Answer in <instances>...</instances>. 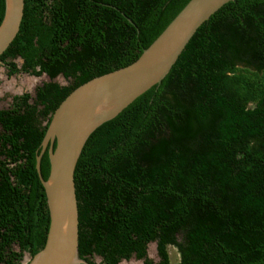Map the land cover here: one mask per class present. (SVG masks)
Returning a JSON list of instances; mask_svg holds the SVG:
<instances>
[{"label":"trees","instance_id":"1","mask_svg":"<svg viewBox=\"0 0 264 264\" xmlns=\"http://www.w3.org/2000/svg\"><path fill=\"white\" fill-rule=\"evenodd\" d=\"M188 1L23 0L0 66L48 81L0 109V264L44 245L40 152L58 104L135 61ZM73 187L83 264H170L168 247L176 264H264V0L209 16L158 84L89 134Z\"/></svg>","mask_w":264,"mask_h":264},{"label":"water","instance_id":"2","mask_svg":"<svg viewBox=\"0 0 264 264\" xmlns=\"http://www.w3.org/2000/svg\"><path fill=\"white\" fill-rule=\"evenodd\" d=\"M3 1L0 55L17 32L23 7V0ZM229 1L232 0H189L135 61L79 85L58 104L40 152L49 144L48 177L46 180L39 177L48 210V228L43 247L27 264H83L76 249L73 170L85 140L100 124L114 118L136 97L158 84L195 30ZM38 163L36 156L37 173Z\"/></svg>","mask_w":264,"mask_h":264},{"label":"rangeland","instance_id":"3","mask_svg":"<svg viewBox=\"0 0 264 264\" xmlns=\"http://www.w3.org/2000/svg\"><path fill=\"white\" fill-rule=\"evenodd\" d=\"M15 63L18 65L19 61L15 60ZM48 78L45 75L39 77L28 76L26 74H17L10 77L6 76L5 70L0 67V109H5L9 106L10 98L14 95H20L24 92L33 96L34 89L37 86H40L42 83L47 82ZM60 85H65V81L61 77H56L54 79ZM16 250V248H14ZM169 263L176 264L177 255L175 250L172 247L167 249ZM146 256L153 262H156L157 257L155 254L154 244H148L146 248ZM93 263L99 264L100 258L94 256L90 259ZM28 263V256L24 254L21 264ZM120 264H140V261H136L131 258L128 261H121Z\"/></svg>","mask_w":264,"mask_h":264},{"label":"clouds","instance_id":"4","mask_svg":"<svg viewBox=\"0 0 264 264\" xmlns=\"http://www.w3.org/2000/svg\"><path fill=\"white\" fill-rule=\"evenodd\" d=\"M0 67H2V66H0ZM3 68V67H2ZM136 261H138V260H136ZM141 262V261H140Z\"/></svg>","mask_w":264,"mask_h":264}]
</instances>
